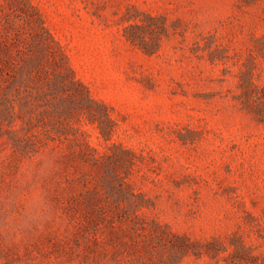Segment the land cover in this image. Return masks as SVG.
Here are the masks:
<instances>
[{"label":"rangeland","instance_id":"obj_1","mask_svg":"<svg viewBox=\"0 0 264 264\" xmlns=\"http://www.w3.org/2000/svg\"><path fill=\"white\" fill-rule=\"evenodd\" d=\"M16 37L0 264H264V0H0Z\"/></svg>","mask_w":264,"mask_h":264},{"label":"trees","instance_id":"obj_2","mask_svg":"<svg viewBox=\"0 0 264 264\" xmlns=\"http://www.w3.org/2000/svg\"><path fill=\"white\" fill-rule=\"evenodd\" d=\"M40 28H38V34L39 38L37 40L36 44V50L39 52V54H43L46 51H48V55L52 59V62L54 63L55 66L61 68L62 70L60 71V76L57 80L60 81L61 83L60 88H72L74 92H76L78 89L75 87L78 86L80 89L84 90V98L86 101H88L91 104L96 105L99 108L105 109V105L94 98H92L87 90L83 87L81 82H79L75 77L73 76V73L70 69V67L67 64V61L61 52L59 53L58 49H55L53 45H55V42L51 37L48 35V39H43L42 35L43 32L45 33V30L43 31L41 25H39ZM134 25H128L125 29V34L128 39H130L133 42L139 43L145 50L149 51V48L146 47V42L143 39V37H139L137 33L134 31ZM47 34V33H46ZM19 38H14L13 43L5 44V43H0V81L2 83L8 84L6 86L7 88L11 87L14 83L18 82L21 85H25V80L21 77L22 72L25 69L26 72L36 75L39 73L38 70H41L44 66L42 65V61L40 57L33 58L32 60L26 59V61L23 63L22 68H18V70L14 69L12 66V60L13 57L11 55V49L12 47L17 48L19 44ZM54 49V50H53ZM45 50V52H44ZM58 50V51H57ZM39 77V76H37ZM62 77H65L66 81L62 80ZM68 78V79H67ZM70 80V84L75 85V87H72L67 81ZM62 81L64 83H62Z\"/></svg>","mask_w":264,"mask_h":264}]
</instances>
